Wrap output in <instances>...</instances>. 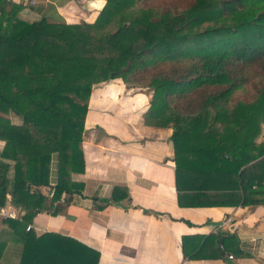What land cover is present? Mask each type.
Wrapping results in <instances>:
<instances>
[{"label":"trees","instance_id":"1","mask_svg":"<svg viewBox=\"0 0 264 264\" xmlns=\"http://www.w3.org/2000/svg\"><path fill=\"white\" fill-rule=\"evenodd\" d=\"M170 2L106 0L92 24H55L21 21L20 7L0 0V114L17 119L0 116V205L48 186L53 155V197L39 195L24 219L56 216L83 191L74 176L84 171L87 102L95 86L118 82L152 92L143 124L171 130L180 206H264V82L251 100L232 102L251 71L264 78V0ZM4 223L15 264H98L99 253L73 238ZM5 248L0 241V264Z\"/></svg>","mask_w":264,"mask_h":264},{"label":"crops","instance_id":"2","mask_svg":"<svg viewBox=\"0 0 264 264\" xmlns=\"http://www.w3.org/2000/svg\"><path fill=\"white\" fill-rule=\"evenodd\" d=\"M4 1L20 7L21 21L44 17L55 24H92L106 2ZM110 84L91 93L81 143L84 171L74 176L83 191L74 194L60 214L38 212L25 219L27 225L37 236L52 232L79 241L99 253L98 264H264V206H180L171 130L145 126V96L128 95ZM0 116L17 122L12 115ZM3 147L0 141V152ZM57 160L53 155L48 186H29L28 196L16 208L26 214L35 209L39 195L51 199ZM3 170L0 163V173ZM181 194L187 204L188 193ZM9 201L6 196L4 204ZM229 217L231 223L222 226ZM5 221L0 219V241L6 244L1 264H15L18 248Z\"/></svg>","mask_w":264,"mask_h":264},{"label":"rangeland","instance_id":"3","mask_svg":"<svg viewBox=\"0 0 264 264\" xmlns=\"http://www.w3.org/2000/svg\"><path fill=\"white\" fill-rule=\"evenodd\" d=\"M166 1H169V0H148V3L151 7L159 8V5L161 3L166 2ZM186 1H189V0H186ZM173 2H176V3H173ZM170 4H173V6L177 5L179 8L178 10H180L181 8H186V6H187L186 3L184 2V0H171ZM255 72L256 71L254 70V71H251L249 73L250 79L248 80V83L245 84L244 89H241V90L234 93L235 95L232 98V102H235L238 100H246V101L251 100V94L253 93L252 88H254L255 85H259V84H262L264 82V78L261 76L255 75ZM106 85L107 84H105V86ZM111 87L114 89H117V88L124 89V90L128 91V93L126 92V94H128V95L129 94H136V93L140 94V95H144L146 102H147V104L145 106L146 110H147V108L149 106L148 103L150 101L152 92L150 90H148L147 88L143 87L140 83H136L134 85H126L123 83L113 82L112 84H110L109 88H111ZM97 88H98L97 86L94 87V89H96V90H97ZM94 92H93L92 96H94ZM126 94H125V96H127ZM87 105H88V107H90V99L87 102ZM256 142L264 144V124L261 126V132H260L259 136L257 137Z\"/></svg>","mask_w":264,"mask_h":264},{"label":"built area","instance_id":"4","mask_svg":"<svg viewBox=\"0 0 264 264\" xmlns=\"http://www.w3.org/2000/svg\"><path fill=\"white\" fill-rule=\"evenodd\" d=\"M53 194H54V188H52L49 191V194H48L49 198H52ZM65 199H66V196L62 195L59 203L64 204ZM24 216H25L24 212H22L21 210H19L18 208H16L15 206H13L11 204L0 205V219H2V220H16V221L25 223L26 224L25 230L28 232V231L32 230V226L30 224L27 225V222L25 221ZM231 221H232V219L230 217L226 218L222 222V226H228L231 223ZM222 247L223 246L221 244L218 245L219 249H222ZM227 258L229 260L233 259V257L231 255H229Z\"/></svg>","mask_w":264,"mask_h":264}]
</instances>
